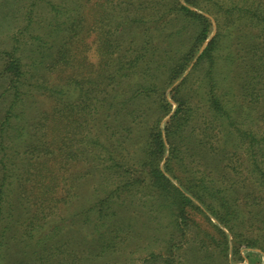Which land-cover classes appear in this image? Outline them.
I'll return each mask as SVG.
<instances>
[{"label":"trees","instance_id":"trees-1","mask_svg":"<svg viewBox=\"0 0 264 264\" xmlns=\"http://www.w3.org/2000/svg\"><path fill=\"white\" fill-rule=\"evenodd\" d=\"M258 3L60 0L40 18L28 14L27 39L20 29L3 51L0 264L102 263L131 230L125 213L141 212L135 196L182 230L195 212L206 215L222 252L232 246L234 260L256 263L250 249L264 250L249 228L264 221ZM165 236L171 262L173 232Z\"/></svg>","mask_w":264,"mask_h":264},{"label":"rangeland","instance_id":"rangeland-1","mask_svg":"<svg viewBox=\"0 0 264 264\" xmlns=\"http://www.w3.org/2000/svg\"><path fill=\"white\" fill-rule=\"evenodd\" d=\"M48 1H60V0H0V92L4 91V87L7 86L4 77V64L7 60L6 54L3 51L8 50L13 45V37L20 29L23 31L22 39L26 40L28 35L27 30L24 25L30 22L28 14L39 18L41 15L45 14L47 9ZM260 5L264 3V0H255ZM259 4V3H258ZM235 13H231L230 18L233 17ZM210 16L213 28L212 35L217 31V23L213 16ZM39 21V20H37ZM40 23V22H39ZM226 26H224L225 28ZM223 28V29H224ZM30 37V33H29ZM29 39V38H28ZM9 58V57H8ZM192 64L183 73V75L177 79L171 88L175 87L182 79L188 74L191 69ZM228 66H224V70H227ZM3 76V77H2ZM52 77V76H51ZM170 92V91H169ZM8 98H0V119L6 111L8 106ZM46 104L41 105L44 110L49 106V101ZM258 113L264 112V104L257 105ZM257 113V112H256ZM254 112V116H256ZM168 118L165 117L162 122ZM253 118V115H252ZM252 118H249L251 120ZM136 205L132 208L139 209V211H128L125 213V220L131 222V230L124 241L119 245V250L113 252L114 254H108L107 258H103L102 263H92V260L88 261L90 264H249V260L246 259L244 262H237L234 260L231 254V249H225L223 252L220 247L216 246V243L221 238L218 230L208 221L206 215L199 212H195L192 215L191 221L182 230L176 224V222L171 224L169 217L166 213L161 212L157 216L150 214L149 210H143V203L136 196ZM248 205L243 208L248 212ZM254 212H251V216L254 219L256 212L259 210L258 207L253 206ZM143 210V211H142ZM148 214V216L145 214ZM136 213V214H135ZM138 215V217H134ZM260 219L264 220V213H260ZM122 219V213L120 215V220ZM213 222L215 220L212 218ZM149 225V231L144 232V222ZM227 233L228 230L220 226ZM249 228L254 232L259 240L258 243H262L264 246V221H254L253 225H249ZM173 232L172 243L174 244L169 252L172 253L169 258L171 262H166L167 255L163 252L166 251L164 248V239L162 238L168 232ZM215 238V240H212ZM232 245V244H230ZM253 249V250H251ZM250 251L259 253V255L253 254L251 260H255V264H264L263 255L264 250L259 247L251 248ZM245 251L243 255H245ZM263 254V255H262ZM111 258V260H109ZM108 259V261H106ZM250 259V258H249Z\"/></svg>","mask_w":264,"mask_h":264}]
</instances>
